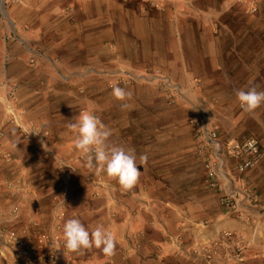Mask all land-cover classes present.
<instances>
[{
	"label": "crops",
	"instance_id": "0c3cea01",
	"mask_svg": "<svg viewBox=\"0 0 264 264\" xmlns=\"http://www.w3.org/2000/svg\"><path fill=\"white\" fill-rule=\"evenodd\" d=\"M151 1L51 0L37 4V23L30 22L25 32L22 29L36 8L5 10L2 2V11L0 5V132L4 134L0 143V242H4L8 231L25 230L28 243L41 255L43 241L55 228L60 226L64 240V223L78 218L90 232L102 225L111 233L115 239L114 264L123 263L120 259L125 258H120L119 252L126 248L129 254L136 252L132 264H196L188 254L189 248L214 240L220 232L233 230L251 242L246 245L243 264H264V218L257 226L240 221L220 205L216 191H210L207 185V190L204 188L206 173L191 145L195 133L186 124L177 130L180 123L189 119L190 111L186 117L184 106L177 112L169 110L159 96H153L149 86L155 79L151 73L163 70L176 85L194 86L196 99L203 106L197 115L192 111L195 119L207 113L205 109L212 111L221 127L223 143L247 138L264 142V104L247 112L236 99L241 89L264 91V0H244V5L238 7L231 5L230 0L226 9L212 2L206 13L201 5L185 0L184 5L154 0L165 8V14L150 13ZM254 3H259L261 10L255 18L249 15ZM65 6L75 7L70 20L63 17ZM141 7L148 8L151 15L139 14ZM216 23L223 27L219 35L212 34ZM34 42L37 54L32 56L28 52L33 58L27 67L28 55L21 48ZM122 76L132 85L122 88L126 97L118 100L111 88L120 87L117 83ZM107 85L112 86L109 89ZM80 89L84 94H80ZM7 104L15 113L24 112V126L33 123L48 130L51 145H43L38 139L28 143L8 123ZM85 110L94 112L111 130V145L122 146L114 144L116 139L130 134L134 126L139 130L145 128L150 136L145 138L149 147L135 154L138 165L142 163L140 157L147 156V162L138 166L140 172L165 170L172 175L166 173L162 180L160 174L139 176L131 189H124L108 176L87 179L83 172L99 168L79 164L77 170L82 172L76 174L80 178L72 179L76 191L65 193L68 204L60 210L56 205L65 198L61 190L63 180L57 179L53 162L36 163L30 158L47 151L60 157L79 153L75 147L77 130L70 125ZM139 118L138 125L135 120ZM31 145L37 147L34 153ZM6 153L12 155L11 160L4 159ZM163 159L167 160L160 161ZM224 161L233 187H244L255 178L264 193V157L256 169L243 176L236 173L235 161L226 154ZM197 167L201 178L194 174ZM168 177L172 187L164 182ZM76 180L82 183L77 184ZM6 181L19 182L23 192L14 194L7 190ZM143 186L148 187V192L141 191ZM188 190L190 194L185 193ZM248 201L251 203L245 202L243 207L251 218L264 206V197L254 193ZM15 207H19L16 220L10 216ZM138 207L146 211L139 213ZM121 208H126V215L116 217L113 212ZM136 212L144 217L134 220ZM33 222L38 224L37 228L32 227ZM138 233H143L142 238L133 240ZM177 238L187 247L184 259L166 257L167 260L158 262L150 257L160 248L162 254L171 255L170 241ZM4 252L11 264V251ZM106 257L102 249L94 246L78 252L66 249L56 264H109ZM217 263L222 264L220 260Z\"/></svg>",
	"mask_w": 264,
	"mask_h": 264
},
{
	"label": "built area",
	"instance_id": "2783aa9c",
	"mask_svg": "<svg viewBox=\"0 0 264 264\" xmlns=\"http://www.w3.org/2000/svg\"><path fill=\"white\" fill-rule=\"evenodd\" d=\"M85 1L89 2L91 0ZM258 10L259 7L253 5L250 7L249 12L254 14L257 13ZM162 83L167 90L172 89L169 80L162 79ZM6 110L8 123L18 129L25 140H41L48 135L47 130H44L41 126H36L33 123L24 126L21 122L24 116L23 111L15 113L13 108L8 104ZM206 117L205 114L202 116L199 125H197L195 121H190V125L193 126L196 131L195 150L206 173V185L210 190L219 193L222 206L228 208L230 213L235 214L239 220L246 222L247 215L242 212V208L244 209L243 202H249L247 200L252 196H250L247 190L237 191V188L233 187L232 178L228 174V171L225 170L226 163L224 161V155L226 154L235 161L236 173L239 176H243L245 173L254 170L259 161L264 157V142H260L256 138H247L243 141H229L228 143H223L217 128L212 129L207 125ZM3 138L4 134L0 132V143ZM3 157L6 161L11 160L9 153L4 154ZM16 183L17 184L6 181L4 185L7 190L17 194L20 193L22 189L19 186V182ZM19 207L13 208L10 214L15 220L19 216ZM256 213L259 214L258 218L263 217L264 206L260 207ZM150 223L152 224V222ZM32 227L37 228L38 224L33 222ZM26 236L25 230H22L20 233L14 230L8 231L4 236V242H0V246L4 247V249H0V258L3 259L2 250H10L13 259L11 264H56L57 260L61 257L62 250H66L59 225L51 233L50 237L43 241V247L41 248L44 249V253L41 255L36 253L34 246L28 243ZM142 236L143 233H138L133 236L132 239L139 241ZM242 241H244V238L241 235L237 236L232 232L225 231L222 232L217 239L205 242L199 247L188 250V253L196 260V263L203 262L204 264H212L217 258L224 256L227 264H242L244 262V253L242 249H245V246L242 248ZM170 246L173 248V253L175 254L174 258L179 261L185 258L184 250H186L187 247L180 238L171 240ZM138 248H140L139 244ZM120 251V256L125 258L124 255L128 253L127 248L121 249ZM162 251V248H160L154 255L160 258L164 255ZM107 258L109 263L112 264L115 262L113 255H108ZM4 262L5 264H9L7 260Z\"/></svg>",
	"mask_w": 264,
	"mask_h": 264
},
{
	"label": "rangeland",
	"instance_id": "374dc122",
	"mask_svg": "<svg viewBox=\"0 0 264 264\" xmlns=\"http://www.w3.org/2000/svg\"><path fill=\"white\" fill-rule=\"evenodd\" d=\"M51 0H0V5H1V2L4 3V8L5 10H11V9H16L17 8H21V9H27V8H30V7H34L36 8L35 11H32L34 12V14L30 17L29 22H26L25 24L27 25L26 27H24V29H22V31H27L28 30V25H30V22L34 21V23H37V4L38 5H42V4H47L49 3ZM92 1V0H91ZM91 1L87 2L85 0H82V2L84 3H90ZM167 3L168 2H173L175 4H178V5H184L183 3V0H165ZM186 2H188L189 4L191 5H201L200 7L202 8V10L206 13V11H208V9L211 7L212 5V2L216 3V4H219V8H224L226 9L228 7V5L226 6L225 4H229L230 0L228 1H225V0H185ZM128 2V1H127ZM206 5V7L204 8L203 5ZM231 5H233L234 7H238V5L242 6L244 5V0H231L230 2ZM253 5H257L259 7V10L257 13H254V14H251L249 12V15L250 17L252 16L253 18H255L254 16L256 14H258L261 10H260V6H259V3H254L251 5V7ZM65 8V10H64ZM63 8V11L62 13L64 14L63 17H65L66 20H70L73 16V14L75 13V7L72 8V7H64ZM149 8L152 10L150 13H157L159 12L160 14H165L166 10L165 8H163V6H159L157 5V3L153 0L149 3ZM172 10V9H171ZM175 10V9H174ZM25 11L22 12V14H24ZM29 13V11H28ZM139 14L143 15V16H147V15H151L149 14V9L146 8V7H141L140 10H139ZM21 16V15H20ZM221 17H225L224 14L220 15ZM62 16L59 15V18H61ZM29 23V24H27ZM217 24V25H216ZM213 25L212 27V34L213 35H219L222 31V28L223 27H220L218 23H216ZM29 30H30V27H29ZM20 46V45H19ZM24 47H20L21 50H23V53L28 57H27V62H26V66L28 67L29 66V60L33 57L30 56V54L32 56L36 55L37 54V42H34V43H27V45H23ZM42 50V51H41ZM41 50L38 49V52L42 53V55L44 54V50L41 48ZM32 51V52H31ZM28 52L30 54H28ZM6 64V63H5ZM3 67V66H2ZM33 70V69H31ZM31 70L29 72H31ZM154 75V78L153 80H151L149 83V86L152 88L153 90V96H158L161 98V100L164 102L165 106L169 109V110H174L175 112L181 110V108H183V106L185 107L184 109V113L187 117L188 115V111H190V117L189 119H186V123H180L179 126L177 127V130H180V129H183L184 125L185 126H189L193 131H195V128L193 126L190 125V121H195V123L197 125L200 124V121L202 120V116H200L199 119H195L196 117L193 115L192 111L194 113H196V115L198 114V110L203 108V106L201 107L200 106V103L199 101L196 99V96H195V92H196V89L194 88V86L190 85L189 83L187 84H182V85H176L177 83H174L170 76L164 72L163 70H156L155 69V72H152L151 73V76ZM160 77V78H159ZM162 79H167L169 80L170 84H171V87L172 89L171 90H167L166 88H164L163 86V83H162ZM121 88L123 89H126L128 88L129 86L132 85V83L125 77V76H122L121 78H119L118 80V83H117ZM112 85H107V87L110 89ZM114 87V86H113ZM113 89V88H111ZM80 94H84V91L83 90H79ZM207 113H204L207 117V125L210 127V128H217L218 132H219V135L221 138H223L221 136V127L219 125V123L217 121H215L214 119V114L212 113V111H207V109H205ZM193 116V117H192ZM141 117V116H140ZM192 117V118H191ZM140 119H137L135 120V122L139 125L140 123ZM139 120V121H138ZM120 125V124H119ZM176 128V127H175ZM130 130V129H129ZM145 128L141 127V130H139L138 126H134V129L133 130H130V134H126L125 137H122V138H118L116 139V143L114 144H121L122 146L124 147H127V149H130L134 152V154L138 155V151H141V152H145V150L149 147L148 145H146V140L149 136V134L145 133ZM48 132V135L44 138H42L41 140H37V141H40L41 144L43 145H46V146H50L51 145V133L47 130ZM195 133V132H194ZM146 138V140H145ZM28 143L31 141V140H26ZM34 142V141H33ZM262 142V141H260ZM191 145L193 147V151L195 150V147H196V144H195V135L192 139V142H191ZM35 145H31V151L34 153L33 149L37 150V147H34ZM47 151V150H46ZM37 152V151H36ZM195 154H196V150L194 151ZM8 154V153H6ZM10 154V153H9ZM43 155L41 154H33V156L30 158V159H33L36 163H37V160H39V162H46V163H49V162H53L54 164V167L57 169L56 172H57V179L60 181L63 180V185H62V191L65 193H70V190L73 191V194H74V191H76L75 187H74V184H73V181L72 179H74L75 177L77 178H80V174H76L77 172H79L77 170V166L79 164H82L84 167L85 165H87L88 167V164H87V159L84 155L81 154V152L77 153V154H74L72 156H51L50 155V152H46L44 154V152L42 153ZM197 155V154H196ZM198 156V155H197ZM36 157V159H35ZM10 158L12 159V155L10 154ZM151 159V157H149ZM199 158V157H198ZM52 160V161H51ZM153 160V159H151ZM164 160H167V159H163V160H160V161H164ZM258 166V165H257ZM203 170H204V167L202 166ZM257 168V167H256ZM254 168V169H256ZM100 169L98 170H90V171H86V172H83L82 174H86V178L90 179V178H94V177H106L107 175L105 173H103L102 171H99ZM82 172V171H81ZM79 172V173H81ZM199 172V168L197 167L196 168V171H194V174L198 177V178H201L200 176H202V173L199 172L200 174H198ZM205 172V171H204ZM89 173V174H88ZM169 175H172L171 172L169 171H165V170H162V171H158V170H155L153 171L152 169H149L146 171H143V172H140V175L141 176L140 178H143L144 176H147V174L151 175L152 177L155 176V175H158L160 174V180L162 176H165L167 174ZM83 176V175H82ZM156 178H158L156 176ZM155 178V180L157 181V179ZM169 177L164 181L165 183H167L170 187H172L171 185V180L169 179ZM87 181V180H86ZM251 181V180H250ZM78 182H81V180H78ZM77 180L75 181V183H77ZM102 182V181H101ZM100 182V183H101ZM100 183H96V184H99ZM103 183V182H102ZM73 185V186H72ZM205 185V186H204ZM203 186L204 188L206 187V184L204 183V179H203ZM236 186H238V184L236 183ZM95 187H97V185H95ZM199 188V187H198ZM202 188V187H201ZM247 190L249 193H250V196H254V193H257L258 195H260V197H264V193L262 192V190H260L261 188V185L259 184H256V180L255 178H253L252 180V183L249 182L248 185L242 187V186H238L237 187V191H240V190ZM203 189V188H202ZM207 190V188H205ZM194 190V188H193ZM209 190V189H208ZM141 191L143 193L145 192H148V187L147 186H143ZM192 191V190H191ZM211 191V190H210ZM23 192V190H22ZM21 192V193H22ZM131 192V191H130ZM133 192V191H132ZM190 191H186L185 193H189ZM212 192H214L212 190ZM129 193V192H128ZM19 194V193H18ZM26 194H30V192H26ZM215 194L217 195V199L221 205V202H220V196H219V193L215 192ZM98 193H96L94 196H97ZM105 195L108 196L107 193H105ZM191 195H195V194H191ZM64 200L60 199L59 203L56 205V207L58 206L60 208V210H63L64 208H66V204H68V201H67V197H66V194L64 195ZM109 197V196H108ZM207 198H209V196H206ZM96 198H99V197H96ZM123 200H127V198L123 197ZM122 200V201H123ZM248 201V200H247ZM71 203V201H70ZM69 203V204H70ZM113 203V202H112ZM127 203V202H126ZM245 202H243L244 204ZM251 203V202H250ZM124 204V202H123ZM122 204V205H123ZM246 204H249V202H247ZM22 207V206H21ZM245 209V208H244ZM242 208V212L245 213L247 215V221L246 223H252L253 225L255 224L256 226L259 224V221L262 220L264 218L261 217V218H258V213L255 212V215L254 217H251L249 218L248 217V211H246V209L244 210ZM119 211H116V212H113V214L116 215V217L118 216H121L123 217L124 215H126V208H121V209H118ZM138 211L139 213H144L146 210H143L142 207H138ZM138 212H136V214H134L132 216V218L134 220H138V219H141L142 216H140ZM114 216V215H113ZM112 217V216H111ZM144 217V215H143ZM142 217V218H143ZM152 222V224H154L155 222L150 220ZM241 221V220H240ZM1 225V223H0ZM226 231H229V232H232L233 234L237 235V236H242L244 238V241L243 242V245H242V248L243 246H245V249L243 248V253L245 252L246 250V245L250 246L251 245V242L250 240L246 239V236L244 234H242L241 232H234L233 230H226ZM225 232V231H223ZM222 232H220L217 237L215 239H217L219 237V235L221 234ZM23 237V236H22ZM1 235H0V239H1ZM25 238V237H24ZM214 239V240H215ZM213 241V240H212ZM205 243V241H201L200 243H198L196 246L194 245L193 248H189L188 250H192L194 249L195 247H199L201 244ZM3 252V259L0 258V264H4V261L6 259H9L8 256L5 254L4 250H2ZM121 252V251H120ZM135 251H131L130 254L129 253H126L124 256H125V259H120L123 261V263L121 264H132V260H133V257H135ZM190 257H192L190 255V253H188ZM113 255V254H112ZM226 255V254H225ZM175 254L174 253H171V255H163L161 256L160 258L155 256L154 254L152 255L151 254V258L155 261H158V262H163L165 260H167V258H173V260L175 261H179L178 259L174 258ZM108 257V255H107ZM106 257V262H108V258ZM167 257V258H166ZM121 258V256H120ZM191 260V259H190ZM217 260H220L222 262V264H227L225 259H224V256L220 257V258H217L215 260L214 263L212 264H215L217 262ZM167 262V261H166ZM165 262V263H166ZM109 263V262H108ZM115 262H113L112 264H114ZM202 264H204L203 262H201ZM71 264V263H70ZM111 264V263H109ZM167 264V263H166ZM197 264V263H196ZM200 264V262H199ZM218 264V263H217Z\"/></svg>",
	"mask_w": 264,
	"mask_h": 264
},
{
	"label": "clouds",
	"instance_id": "9594fccd",
	"mask_svg": "<svg viewBox=\"0 0 264 264\" xmlns=\"http://www.w3.org/2000/svg\"><path fill=\"white\" fill-rule=\"evenodd\" d=\"M112 94L118 100L126 97L125 91L118 86L113 88ZM236 99L244 111L254 112L264 104V91L256 88L241 89L236 93ZM70 127L77 130L75 147L86 157L89 168H99L124 189H131L137 183L140 175L138 166L147 162V156H141L142 163L138 165L132 150L109 144L111 130L92 111L80 112L76 123ZM63 236L64 247L68 251L78 252L94 246L102 249L105 255L114 253L115 239L102 225L90 232L80 219H68L63 225Z\"/></svg>",
	"mask_w": 264,
	"mask_h": 264
},
{
	"label": "bare ground",
	"instance_id": "6f19581e",
	"mask_svg": "<svg viewBox=\"0 0 264 264\" xmlns=\"http://www.w3.org/2000/svg\"><path fill=\"white\" fill-rule=\"evenodd\" d=\"M1 4H2V5H1V10L3 11V3L1 2Z\"/></svg>",
	"mask_w": 264,
	"mask_h": 264
}]
</instances>
